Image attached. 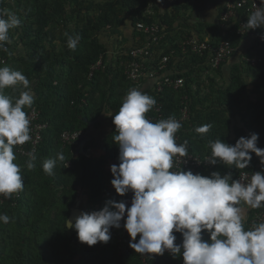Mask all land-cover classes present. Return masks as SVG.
<instances>
[{"label":"trees","instance_id":"obj_1","mask_svg":"<svg viewBox=\"0 0 264 264\" xmlns=\"http://www.w3.org/2000/svg\"><path fill=\"white\" fill-rule=\"evenodd\" d=\"M179 1L155 0L160 5L170 4L175 13H180ZM197 1L198 3L195 4L199 7V3L204 0ZM23 2L25 5L19 18L21 25L10 31L11 42L8 44L11 47L14 43H21L25 47V55L19 59V62L23 63L21 72L33 82L32 88L35 93L33 105L40 109L41 119L48 123V127L34 154L36 156L34 169L27 168L29 158L16 153L14 147L17 156L15 162L22 170L24 190L19 192L16 199L11 195V198H4L3 203L0 204V214H7L11 218L8 224L0 222V264H183L182 257L174 259L167 252L163 256H154L152 259L135 253L129 247L131 238L123 227V219L119 229L110 230L111 239L107 244L98 242L96 245L88 246L78 240L74 229H65L70 209L74 205L77 186L87 188V184L91 182L94 190L89 193V198L90 201L98 203L97 210L102 209L107 200L120 202L133 195L131 192L123 197L117 194L115 189L109 187L105 174L101 170L92 168L83 156H76L75 153L70 152L69 148L62 144L59 136L63 131L82 130L84 132L86 122L94 120L105 108L112 111V115L118 112L122 104L124 88L131 86L124 73V64L129 59V55L121 54L118 60L121 62L120 66L116 70L113 69L111 61L106 57V48L100 41L99 35L106 36L105 29L120 22L121 12L128 9L130 25L133 28L131 36L133 39L139 36L140 39L135 40L133 46L143 44L146 35L136 30V21L145 23L154 21L153 16L141 13L147 5V0H99L98 15H87L85 19H80L78 14L75 15V28L68 32L69 35L80 37L75 51L67 47L68 37L66 36L63 49L49 59L42 57L49 48L52 50L54 48V34L49 26L65 21L66 0H16L19 6ZM0 4L4 3L0 0ZM91 6L90 2L86 10H90ZM182 9L183 11L187 9L186 1L182 3ZM156 16L160 18V24L169 33L171 20L167 16V9L163 14L158 13ZM177 18L183 17L176 14L175 19ZM224 37L230 39L234 46L237 45V37L232 35ZM172 41H174L173 36L169 34L161 41L165 49L164 53L169 54L172 48H176L180 58H185L186 63L189 62L188 65L185 64L189 67L188 71L179 68L171 71L173 76L188 77L195 71V66L201 67L207 61L205 57L181 54L178 51V43L172 44ZM262 43L264 48V41ZM131 47L127 46L124 50L127 51ZM99 59H102L101 65L90 78L91 66ZM173 61L174 58H171L167 71H170ZM12 62L10 57L8 63L0 67L9 66ZM245 76L256 79L253 81L256 83H253L251 88L247 87ZM187 80L186 87L178 92L165 87L160 93L153 90L144 93L154 97L157 101L156 105L161 103V111L164 115L178 114L180 95H188L191 126L188 125L189 122L183 123L180 132L182 136L189 139L190 151L201 152L198 144L194 143L190 137L192 133H196L195 128L201 126L203 122L211 124L212 128L203 136L198 133L196 135L198 134L202 142L209 146L210 140L221 139L230 145L236 141L227 135L226 127L229 122L224 114L229 116L240 114L244 120H264V58L254 66L246 62L234 65L230 73V84L220 90L217 103L219 112L212 111L203 117L197 109L199 100L195 99L190 80ZM118 88H121L122 92H119ZM260 88L262 90L258 91ZM8 90L6 89V93ZM256 92H259L258 95H254ZM154 108L146 113V118L156 117ZM152 122H158V120ZM252 123L247 124L251 134L254 133ZM112 125L113 132L105 139L104 146L110 157H118L119 149L114 143V136L117 133L113 121ZM243 131V129L235 130L236 138L240 134H243L242 137H249ZM58 153H63L65 159L57 160L52 175L44 173L43 162L49 158H56ZM67 161L70 163L69 166H66ZM258 161L251 160L246 169L229 168V166L217 164L209 168L184 170L207 176L213 171H219L221 175L231 173L234 179L242 170L255 172ZM245 228H248V224ZM174 234L177 236L175 242L181 243V234ZM138 239L139 235L137 241ZM205 239L208 238L205 236Z\"/></svg>","mask_w":264,"mask_h":264},{"label":"clouds","instance_id":"obj_2","mask_svg":"<svg viewBox=\"0 0 264 264\" xmlns=\"http://www.w3.org/2000/svg\"><path fill=\"white\" fill-rule=\"evenodd\" d=\"M20 25L15 14L0 9V49L7 50L10 31ZM245 26L264 28V6L248 16ZM65 35L67 47L75 51L79 35ZM32 84L21 71L0 67V195L4 198L24 190L14 147L32 139L31 121L24 111L35 101ZM9 88L19 90V96L6 94ZM156 103L154 97L133 88L118 112L110 115L117 133L114 143L119 149L118 165L110 166V183L122 197L133 194L131 206L107 200L100 210L82 211L75 223L67 219L65 229H74L78 240L88 246L107 244L110 230L119 229L126 216L123 227L131 238L129 247L141 256L152 259L167 252L174 259L182 257L183 264H264V222L245 228L249 210L264 208V174L256 171L250 181L242 182L232 179L231 173L213 171L204 176L182 168L173 170L177 159L184 158V163L189 158L188 142H177L176 133L182 125L175 117L158 122L146 118ZM211 128V124H203L195 132L203 136ZM258 139L259 135L252 133L240 137L234 145L210 140L211 156L206 161L246 169L254 153L264 165V149L257 147ZM29 157L27 168L31 170L36 166V156L30 153ZM64 159L63 153L46 159L44 173L52 175L57 160ZM10 220L7 214H0V222L8 224ZM174 233L181 234V243L175 242Z\"/></svg>","mask_w":264,"mask_h":264},{"label":"built area","instance_id":"obj_3","mask_svg":"<svg viewBox=\"0 0 264 264\" xmlns=\"http://www.w3.org/2000/svg\"><path fill=\"white\" fill-rule=\"evenodd\" d=\"M261 3L262 0H221L218 20L225 29H221L220 33L209 38L185 34L178 42V51L183 55L189 54L190 56L197 55L200 58L205 57L207 60V66H205L204 72H206V74H212L235 52V46L232 44L231 40L224 36L232 35L237 38L251 37L254 39L255 44L252 51L244 56V62L249 63L251 66L257 65L264 58V48L262 43L264 41V28L248 29L245 24L247 23L248 16L255 11L257 7L263 6ZM0 9H7L14 14V11L4 4H0ZM136 30L143 32L146 35V40H144L143 44L134 45L125 52L129 55V59L124 64V73L132 87L141 90L144 81L152 80L153 82L150 91L153 90L156 93L164 91L165 87L176 92L184 89L188 81L187 78L185 76L175 77L171 72L167 71L170 59L179 56L177 49L172 48L169 54L162 52L158 57L155 56L156 51L161 45V41L168 34L166 29L158 21L145 23L137 20ZM220 36H222V38L219 39ZM5 48L7 50L0 49L1 66L6 65L11 57V47L8 43L5 45ZM100 65L101 60L99 59L91 66V71L89 73L90 78ZM195 88L196 87L193 86V89ZM143 90L145 89H142L141 91ZM154 112L157 115L156 117H148L150 121H159L173 116L180 121L181 125H183V123L189 122L191 119V107L188 95H180L178 114L164 115L161 111V103H158L155 106ZM26 115L31 121L30 127L32 139L24 145L15 146V152L23 157L30 158V153L33 155L36 153L38 145L43 139L44 131L48 127V123L41 119V111L35 105L31 108H27ZM188 125L191 126V123L189 122ZM180 131L181 129L176 133V140L178 143H183L184 141L188 142L189 158H186L184 163V158L177 159L176 166L173 170H179L180 168L184 170L212 167V165L206 161L211 156L210 152L198 153L190 151L189 139L182 136ZM81 134V130L63 131L60 133L59 139L64 146L69 148L70 152L74 153L76 142ZM69 165L70 163L67 161L66 166ZM253 173L254 172L242 170L236 175L234 180L241 179L242 182H248ZM18 196L19 193L12 194V197L15 199ZM131 199L132 197L130 196L124 200L128 207L131 206ZM3 201L4 197L0 195V204H2ZM259 222H264V208L258 209L248 219V228Z\"/></svg>","mask_w":264,"mask_h":264},{"label":"crops","instance_id":"obj_4","mask_svg":"<svg viewBox=\"0 0 264 264\" xmlns=\"http://www.w3.org/2000/svg\"><path fill=\"white\" fill-rule=\"evenodd\" d=\"M220 3L221 0H204L199 3L198 5H194V7L197 6L194 10H191L188 14L186 12H180L175 13V11H172V7L170 4L167 5H158L159 8L156 10L154 9L153 12L151 10L145 11V8L142 9L141 13L145 14L147 16H153L154 21L160 22V18L156 16L158 13H164L165 9H167V16L171 20V27L169 31V35L173 36L174 41H172V44L175 42H179L185 34H192L195 36H202V37H213L220 33L221 29H225L224 26H222L219 23L218 20V12L220 10ZM157 4V3H156ZM151 11V12H150ZM15 13V12H14ZM176 14L181 15L183 18L175 19ZM187 14V15H186ZM186 17L189 19L186 20ZM202 24V25H201ZM204 24V25H203ZM208 25V26H207ZM133 28L130 25V21L127 23L125 27V37L124 41L126 43L121 46L119 49L115 46L116 38H108L103 37L100 41L104 44L106 48V57L112 61L113 56L117 60H119L121 54L125 53L126 50H124L125 47L133 46L135 43V40H140L139 36H135L133 39ZM107 36V35H106ZM237 45L235 46V52L226 59L220 66L219 70L214 71L212 74H206L204 72L205 66L202 64V66H195V71L190 73V76L186 77L190 80V87L191 91L193 92V95L195 99L199 100V105L197 107L198 110L201 112V116H206L208 113L210 114L212 111L219 112L218 104V98L220 96V90L230 84V73L231 69L234 65L241 64L244 60V56L250 53L254 47L255 41L251 37H239L237 38ZM164 46L161 44L159 49L156 51V57L162 52H164ZM51 53L47 51L44 56L46 58H51ZM22 55H25V47L21 43H14V45L11 46V53L10 56L12 58V63L10 65H14L15 63L18 64L19 59ZM188 60H190L188 58ZM228 61V62H227ZM189 63V62H188ZM186 63L185 58H180L178 56L177 58H174L173 63L170 66V71L178 70L179 68L188 71L189 67L185 66ZM121 64V62H120ZM189 66H193L192 64H189ZM172 73V72H171ZM30 78V77H29ZM251 81H255V78L250 77ZM31 80V79H30ZM208 81V84H207ZM152 80H146L142 83L141 90L142 92L150 91V88L152 86ZM251 86H253V82L250 83ZM193 86L196 88L193 89ZM130 89H133L132 85L128 86L127 89L124 88V94H122V98L126 96V94L129 92ZM33 90V88H32ZM260 88L258 91H261ZM119 92H122L121 88H118ZM256 92L254 95H258ZM6 94H9L13 98H16L19 96V90L13 91L11 88H9L8 92ZM121 94V93H120ZM215 106H217L215 108ZM28 107L24 108V111H26ZM112 111L108 109H103L98 116L94 120L87 121V126L84 131L83 135V144L79 146L78 142L76 144V156H83L84 160L92 166L95 170H101L105 176L108 178L109 181V187L114 189V187L111 185L110 181L113 179V176L110 171V166L113 164L119 163L118 157H110L106 153V149L104 146L105 139L111 135L113 132V125H112ZM224 116L228 119L227 124V135L231 139H239L243 136V134H240L238 138L235 136V130L243 129V133L246 132L247 135L250 136L251 132L249 128L247 127V124H251L254 128V133H257L259 135V139L257 142V147L264 149V120L258 119L255 121L244 120L242 119V116L240 114H235L234 116H229L228 114H224ZM205 124V122H203ZM202 124V125H203ZM198 127V126H197ZM192 133V132H191ZM192 141L196 144H198V149L201 151L200 153H207L210 152L211 148L205 143L202 142L198 134L192 133L191 137ZM235 141V143H236ZM202 142V143H201ZM233 143V145L235 144ZM260 143L262 145H260ZM118 147V145H116ZM252 160H259L256 165V171H261L262 174H264V165L260 163V159L252 153ZM104 159V160H103ZM101 160H103L101 162ZM204 176H207L205 174H202ZM94 190L93 185L91 182L87 184V188H84L83 186L79 185L77 186V193L75 196V210L71 209L69 218L72 219V221L75 220L76 216L79 215L82 211H96L98 209V203L94 201H90L89 193H92ZM74 208V207H73ZM258 209H250L248 212L247 220L256 212Z\"/></svg>","mask_w":264,"mask_h":264},{"label":"rangeland","instance_id":"obj_5","mask_svg":"<svg viewBox=\"0 0 264 264\" xmlns=\"http://www.w3.org/2000/svg\"><path fill=\"white\" fill-rule=\"evenodd\" d=\"M1 1L4 3V5L10 7V9H12L15 12V15L18 18L21 17V13L23 12L22 9L25 5L24 2L21 3V6H19L16 3V0H1ZM184 1H186V4H187V9L185 11H183V9H182V3ZM90 2L92 3L91 9L86 10V6L88 4H90ZM98 2H99V0H66L65 12H64L65 13L64 14L65 21L53 23L49 26V28L52 29V32L54 34V42H53L54 48H53V50H52V48L48 49L49 53H51L50 56H52V55L54 56L55 53H58L63 49V45L66 42L65 33H68L70 30L75 28V15L78 14L80 16V19H85L87 17V15L88 16L98 15V12H99L98 11L99 10ZM195 3H198V1L196 2V0H180L178 2V8L180 10L179 12H181V13L186 12L188 14L189 12H191V10H194L195 8H197V6L194 7V5H196ZM146 4H147L146 8H145L146 12L151 10V9H152L151 10L152 12L154 9L157 12V9L159 8L158 5H160V4H156L155 0H147ZM118 7H119V4H118ZM129 14H130V12L128 9L123 10L121 12V17H120L121 21L117 22L116 25L107 27L105 29V34L107 36H103V34H100L99 39L101 40V39H103V37H108V38L118 37L116 40L115 46L117 47V49H119L121 46H123L126 43V41H124L125 27H126L127 23L129 22V17H130ZM187 19H189V18L187 17ZM52 51H54V52H52ZM42 57L44 59H48V58H46V56H42ZM243 62H244V60H243ZM111 64H112L113 69H115V70H116V68H118L120 66V62H118V60L115 58V56H113ZM22 66H23V63L22 64L18 63L16 65H12V66L10 65L8 67H10L13 70L22 71ZM243 77H244V74H243ZM245 81L248 85L247 87L251 88L252 86L250 85V83L253 81H251L250 76H245ZM253 83H256V82H253ZM71 209L75 210V204L71 207ZM73 223H75V220L73 221ZM246 224L247 223L245 222V227H246ZM206 238H208V237L206 236Z\"/></svg>","mask_w":264,"mask_h":264},{"label":"water","instance_id":"obj_6","mask_svg":"<svg viewBox=\"0 0 264 264\" xmlns=\"http://www.w3.org/2000/svg\"><path fill=\"white\" fill-rule=\"evenodd\" d=\"M78 144H79V146H81L82 144H83V142H84V140H83V136H81L79 139H78Z\"/></svg>","mask_w":264,"mask_h":264}]
</instances>
